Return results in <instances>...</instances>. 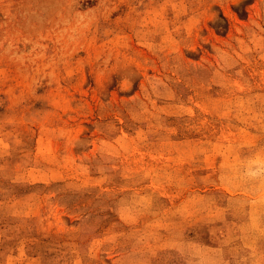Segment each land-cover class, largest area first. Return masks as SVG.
Masks as SVG:
<instances>
[{
  "label": "rangeland",
  "instance_id": "rangeland-1",
  "mask_svg": "<svg viewBox=\"0 0 264 264\" xmlns=\"http://www.w3.org/2000/svg\"><path fill=\"white\" fill-rule=\"evenodd\" d=\"M264 0H0V264H264Z\"/></svg>",
  "mask_w": 264,
  "mask_h": 264
},
{
  "label": "clouds",
  "instance_id": "clouds-1",
  "mask_svg": "<svg viewBox=\"0 0 264 264\" xmlns=\"http://www.w3.org/2000/svg\"><path fill=\"white\" fill-rule=\"evenodd\" d=\"M248 175L253 179L264 178V167H257L255 170L250 171Z\"/></svg>",
  "mask_w": 264,
  "mask_h": 264
}]
</instances>
